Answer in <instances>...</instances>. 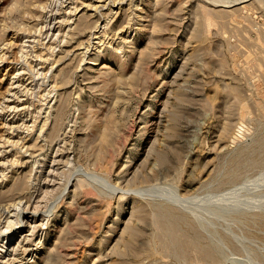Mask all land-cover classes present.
<instances>
[{
  "label": "rangeland",
  "instance_id": "obj_1",
  "mask_svg": "<svg viewBox=\"0 0 264 264\" xmlns=\"http://www.w3.org/2000/svg\"><path fill=\"white\" fill-rule=\"evenodd\" d=\"M0 228V264H264V0H0Z\"/></svg>",
  "mask_w": 264,
  "mask_h": 264
},
{
  "label": "bare ground",
  "instance_id": "obj_2",
  "mask_svg": "<svg viewBox=\"0 0 264 264\" xmlns=\"http://www.w3.org/2000/svg\"><path fill=\"white\" fill-rule=\"evenodd\" d=\"M61 4H62V2H61ZM93 4H94V3H93ZM66 7H67V6H66ZM67 10H68V9H67ZM73 10H75V9H73ZM70 11H71V10H70ZM50 23H51V22H50ZM59 23H60V22H59ZM65 29H66V28H65ZM54 33H55V32H54ZM94 36H95V34H94ZM87 39H88V38H87ZM99 42H100V41H99ZM82 52H83V51H82ZM96 61H97V60H96ZM97 62H98V61H97ZM36 63H37V62H36ZM19 73H20V72H19ZM16 80H17V79H16ZM6 90H7V89H6ZM25 92H26V91H25ZM5 98H6V97H5ZM20 99H21V98H20ZM20 99H19V100H20ZM39 99H40V98H39ZM6 100H7V99H6ZM9 100H10V99H9ZM43 100H44V99H43ZM4 101H5V100H4ZM19 102H20V101H19ZM19 102H18V103H19ZM22 102H23V101H22ZM7 103H8V102H7ZM7 103H5L4 106H8ZM15 103H16V102H15ZM25 105H26V104H25ZM28 105H29V104H28ZM15 106H16V104H15ZM17 106H18V105H17ZM20 106H21V105H20ZM8 108H9V107H8ZM13 108H14V107H13ZM21 108H22V106H21ZM19 110H20V109H19ZM26 110H27V109H26ZM46 115H47V114H46ZM44 121H45V120H44ZM8 124H9V123H8ZM43 124H44V123H43ZM32 125H33V124H32ZM41 126H42V124H41ZM13 127H14V126H13ZM29 127H30V126H29ZM33 127H34V126H33ZM11 128H12V127H11ZM18 128H19V127H18ZM25 128H26V127H25ZM30 129H32V128H30ZM40 130H41V129H40ZM29 131H30V130H29ZM5 136H6V135H5ZM5 136H4V137H5ZM6 138H7V136H6ZM8 138H9V136H8ZM8 138H7V139H8ZM7 139H6V140H7ZM19 139H20V138H19ZM2 140H3V139H2ZM22 141H23V140H22ZM4 142H5V141H4ZM20 145H21V144H20ZM28 149H29V148H28ZM35 155H36V154H35ZM52 162H53V161H52ZM2 163H3V162H2ZM7 167H8V166H7ZM50 168H51V167H50ZM50 168H49V170H50ZM1 178H2V177H1ZM30 198H31V197H30ZM17 202H18V201H17ZM20 202H21V201L19 200L18 203H20ZM39 203H40V202H39ZM34 204H35V203H34ZM15 205H16V204H15ZM32 205H33V204H32ZM8 206H9V205H8ZM21 206H22V205H21ZM21 206H20V207H21ZM14 207H15V206H14ZM22 207H24V206H22ZM25 207H27V206L25 205ZM25 207H24V208H25ZM7 208H8V207H7ZM7 208H6V209H7ZM17 208H18V207H17ZM17 208H16V209H17ZM27 208H28V207H27ZM27 208H25V209H27ZM2 209H4V208H2ZM25 209H22V210H20V211L23 212V213H25ZM28 209H29V208H28ZM35 209H36V208L34 207V210H35ZM31 210H32V209H31ZM9 211H10V210H9ZM36 211H37V210H36ZM3 212H4V211H3ZM13 212H14V211H13ZM9 213H10V212H9ZM26 213H27V212H26ZM12 214H13V213H12ZM18 214H19V213H18ZM29 214H30V213H29ZM27 216H28V215H27ZM6 217H8V216H6ZM16 217H19V216H16ZM20 217H21V215H20ZM21 218H22V217H21ZM21 218H18V221H21V220H22ZM25 218H26V217H24V219H25ZM16 219H17V218H16ZM19 219H21V220H19ZM27 220H28V219H27ZM5 221H7V220L5 219ZM9 221H10V219L7 221V223H8ZM18 221H17V222H18ZM4 223H5V222H4ZM8 224H9V223H8ZM9 225H10V224H9ZM34 225H36V224H33V226H34ZM5 227H6V226H5ZM1 228H3V227H1ZM1 228H0V233H1V231H3V229L1 230ZM33 228H34V227H33ZM4 230H5V228H4ZM32 231H33V230H32ZM22 233H23V232H22ZM27 233H28V232H27ZM2 235H3V234H2ZM4 235H5V234H4ZM7 235H8V234H7ZM26 236H27V235H25V233H23V237L21 238V245H22L24 251H26L27 248H28V247H27V242H26L27 239H26V238H29V237H28V236L26 237ZM9 240H10V239H9ZM3 241H4V240H3ZM7 242H8V240L5 241V243H7ZM3 244H4V243H3ZM11 244H12V243H11ZM10 246H11V245H10ZM14 246H15V245L12 244V246H11L12 250L15 249ZM16 246H18V245L16 244ZM2 250H4L6 254H8V253L11 251L10 248H9V249H7V248H4V249H3V248H2ZM15 250H16V249H15ZM5 253H4V254H5ZM13 253H15V252H13ZM13 253H12V254H13ZM4 256H5V255H4ZM5 258H6V257H5ZM10 258H11V257H10ZM4 260H5V259H4ZM7 262H8V261H7ZM11 262H12V260L10 261V263H11ZM13 263H14V262H13ZM4 264H5V263H4Z\"/></svg>",
  "mask_w": 264,
  "mask_h": 264
}]
</instances>
